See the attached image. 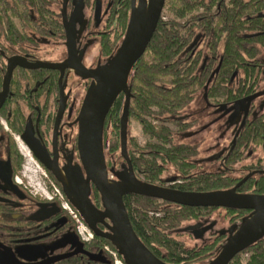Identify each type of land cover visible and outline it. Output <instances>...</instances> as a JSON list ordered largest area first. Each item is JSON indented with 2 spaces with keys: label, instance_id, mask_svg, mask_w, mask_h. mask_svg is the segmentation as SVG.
Instances as JSON below:
<instances>
[{
  "label": "flooded vegetation",
  "instance_id": "flooded-vegetation-1",
  "mask_svg": "<svg viewBox=\"0 0 264 264\" xmlns=\"http://www.w3.org/2000/svg\"><path fill=\"white\" fill-rule=\"evenodd\" d=\"M16 2L17 0H5V5L0 6V250L11 252L24 264H44L56 257L74 254L80 250L79 248L83 252L100 255L101 260L92 261L85 254L77 253L51 264H64L73 259L79 264L111 261L103 252L104 247L99 250V240L94 242L93 237L91 242H85L81 238L75 221L61 209L57 200L42 199L32 194L19 176L24 165L23 152H26L59 184L26 145L23 135L29 126L32 128L34 138L39 141L50 159L52 160L54 154H57L58 167L61 171H64L68 165H71L75 171L82 170L77 145V118L91 81L80 79L69 68L53 69L35 66L41 63L61 65L68 60L67 30L70 29H74L75 32L76 56L82 52V64L87 69L104 65L102 64L103 36L113 30L114 17L125 8L126 0H43V8L39 4L35 7L15 4ZM261 17V25H263L264 11ZM259 35L264 36V31L257 34L248 33L244 38L250 40ZM198 45L202 47V43ZM96 47L99 53L97 51L91 63H88L89 56ZM249 47L250 43H247L244 49L249 51ZM256 51L252 59L249 52L243 54L246 70L255 72L252 79L247 78V81L252 83L251 86L248 83L243 85L244 90L240 94L230 88V95L225 100L207 98L202 94L203 101L200 109L195 112L196 117L180 116V120L184 123L193 121L194 126L201 124L204 117L207 118L209 121L201 126L200 130L192 132V136L206 132L215 125L219 130L215 138L216 146H219L218 141L225 139L231 131L228 147H222L207 161L218 162L217 171H209L205 166L198 165V162H194V165H197L200 171L211 174L223 173L236 181L232 187L222 190L234 188L250 175L236 192L263 195L242 193L240 189L253 178H255L253 180L255 186L262 185L264 178L262 159L243 165L237 170H235L237 165L232 168L231 165L226 164L237 144L240 132L248 124L264 118V38L256 45ZM204 53L203 57L206 56V50ZM15 58L19 59V63L13 67L11 75L8 76L9 61ZM212 75L214 74H211L209 80ZM73 80L85 90L83 96H78L73 90ZM256 94L261 95L249 102L248 98ZM62 104V115L56 125ZM175 129L178 133L177 137L188 138L189 133H186L188 129L185 131L181 130L182 128ZM258 150L264 151V147L248 150L246 146L241 162L251 158V154ZM234 172L241 175L234 177L232 176ZM139 180L150 183L147 179ZM162 181L163 187L168 188L174 183H180L172 182V178L167 180L163 178ZM214 209L222 210L226 217L230 212L244 211ZM246 212L249 217L251 211ZM233 217L231 215L229 220L231 221ZM240 225L241 223L238 222L231 223L226 232L220 233L213 232L211 226L197 222L194 226L188 227L187 232L205 244L207 236L208 241L213 238L214 242L217 236L224 237L226 241L230 235L229 231L231 229L235 231ZM189 228L194 229L190 231ZM201 230L205 231L200 234Z\"/></svg>",
  "mask_w": 264,
  "mask_h": 264
},
{
  "label": "trees",
  "instance_id": "trees-1",
  "mask_svg": "<svg viewBox=\"0 0 264 264\" xmlns=\"http://www.w3.org/2000/svg\"><path fill=\"white\" fill-rule=\"evenodd\" d=\"M18 3L44 6L43 0H17L15 4ZM3 5L5 0H0V6ZM164 7L172 17L160 18L144 55L135 63L128 80L129 122L140 124L143 134L155 142L140 149L134 139L127 140L132 169L138 179L162 186V176L173 169L172 182L180 183H174L171 188L183 192L228 189L236 181L225 174L196 171L192 159L198 155L197 148L181 143L177 131L170 126L183 131L193 126V121L184 123L180 116L198 94L225 100L230 88L240 94L243 85L251 86L247 78L252 79L255 72L246 70L243 54L249 52L252 59L257 52L256 45L264 36L246 40L244 35L264 31V24L261 25L264 0H166ZM129 14L130 0H126L125 8L114 17L113 30L103 36L104 55L108 60L115 54L126 31ZM200 43L203 48L199 47ZM247 43H250L249 51L244 49ZM123 104L124 97L120 96L105 121L103 149L109 154L120 151L119 120ZM246 146L248 150L264 147V118L248 124L240 132L226 164L234 168L241 162ZM105 160L108 170L121 171L124 163L121 154ZM253 180L255 178L241 186V192L264 195V178L259 186H255ZM57 186L61 189L59 184ZM90 198L101 208L100 196L94 188ZM123 202L137 237L155 257L167 264H204L219 253L225 241L224 237L217 236L214 242L186 248L175 237L184 222L198 221L214 208H189L132 195L125 196ZM150 211L164 214L160 223L147 217ZM247 214L246 211L230 212L229 215L234 216L230 222L242 223ZM93 237L94 242L99 240L100 251L105 245L115 249L108 241ZM245 255L248 258L244 262ZM64 264L79 263L73 259ZM95 264L113 263L107 260ZM230 264H264V238L236 255Z\"/></svg>",
  "mask_w": 264,
  "mask_h": 264
},
{
  "label": "water",
  "instance_id": "water-1",
  "mask_svg": "<svg viewBox=\"0 0 264 264\" xmlns=\"http://www.w3.org/2000/svg\"><path fill=\"white\" fill-rule=\"evenodd\" d=\"M165 2L166 0H131L130 15L123 39L115 54L102 66L87 69L82 64V52L76 56L75 32L70 28L67 30L68 60L61 65L41 63L35 66L53 69L69 68L80 79L91 81L77 118V145L82 170L75 171L71 165H68L64 171H61L58 167L57 154H54L52 160L50 159L39 141L34 138L30 126L25 131L23 139L34 156L61 185L65 199L79 214L84 225L93 236L108 241L121 257L123 264H167L155 257L133 231L123 202L125 196H140L189 208L251 211L249 217L245 218L235 231H229L230 235L219 253L206 263L230 264L236 255L264 238V195L236 192L250 175L229 190L183 192L140 181L134 174L127 154L131 102L128 80L135 63L144 55L152 39ZM18 63V58L9 61L8 76ZM259 95L261 94L249 97L248 101ZM120 96L124 97L119 120L120 154L124 163L121 171L115 172L108 170L106 166L103 131L107 115ZM62 111L63 104L60 106L56 125L59 123ZM92 187L100 196L101 208H97L91 201ZM193 229L189 228L190 231ZM204 231L201 230L200 234ZM79 249L74 254L56 257L44 264L59 262L77 253L85 254L92 261L101 260L100 255ZM0 264L24 263L19 262L11 252L0 250Z\"/></svg>",
  "mask_w": 264,
  "mask_h": 264
},
{
  "label": "rangeland",
  "instance_id": "rangeland-1",
  "mask_svg": "<svg viewBox=\"0 0 264 264\" xmlns=\"http://www.w3.org/2000/svg\"><path fill=\"white\" fill-rule=\"evenodd\" d=\"M161 17H166V19H170L172 17L168 8L164 7ZM124 34L122 35L120 42L118 43V46L120 45ZM98 50L99 49L97 47L93 50V53H91V55L89 56L88 63H91L92 59L97 54ZM98 53H99V51H98ZM105 63H107V56L103 55L102 64H105ZM72 83H73V90L75 91V93L78 94V96H83L85 90H83L81 86L77 85L79 83L76 80H73ZM202 101H203L202 100V94H198L197 99L190 105V107H188L187 109L182 111L181 116L192 115V116L196 117L195 112L200 109ZM207 121H209V120L204 117L202 119L201 124H195L193 127L189 128L186 131V133H189V136L186 135V137L188 136V138L183 139V138L178 137V140L183 142V143L194 145L195 147L197 146L199 153L194 159H192L193 163L198 162L197 163L198 165H200L202 167L205 166L206 168L209 169V171H214V170L217 171L218 167H219V163L216 161H214V162H207V161H208V159L215 156V154H217V152H219L222 147H226V148L228 147L229 142H230V138H231V134H230L231 131L228 132L225 139L218 141L219 146H216L217 142L215 139L218 135L219 130L217 129V126H215V125L213 127H211L206 132H200L199 134L192 136V132L200 130V127L203 126L204 124H206ZM170 128L172 130H176L175 127L170 126ZM129 138L134 139L136 145L140 149H143L148 144L152 145L155 143L152 139H150L148 136L143 134L140 124L134 122L133 120H131L129 122V126H128V139ZM106 151H104L105 152V159H109L110 157H113V156L117 157L120 155V151H118L116 153H112V154H109L108 151L107 152ZM23 153H24V155H23L24 165L21 168L19 179L24 183L25 186L28 187V190H30L32 194H34L38 197H41L42 199H46L47 196L54 197V194L57 193L56 190L61 191L60 188L57 186L56 182L53 180L52 177H50L48 175L47 172L42 170V168L40 166H38V164L35 163V160L31 156L27 155L26 152H23ZM257 159H262V163L264 165V151H261V150L254 151V153L251 154V158H249L248 160H246L244 162H240L239 164H237V166L235 167V170L239 169L243 165L251 164L254 161H256ZM196 167H197L196 171L200 170V168H198L197 165H196ZM174 174H175V171L173 169H170L165 175L162 176V179L163 178L166 180L171 179ZM240 175H241V173L234 172V174L232 176L237 177ZM141 179L144 180L143 178H141ZM55 200H57L59 202L60 201L59 196L55 197ZM155 214H159V216L155 217ZM146 215L149 218L157 219L158 223L161 222L160 219H162L164 216V214L161 212L156 213L153 211L147 212ZM230 216L231 215H228L226 217L225 212H223L222 210H212L209 213H207L205 216L201 217L199 219V221L184 222L182 224L181 228L178 230L175 237H176L177 241L179 243L183 244L184 247H186V248H193L196 246L197 247L202 246L204 243L197 240V238H195L191 233H188L187 228L194 226L198 222V223H202L206 226L207 225L211 226V229L213 230V232L224 233L227 231V229L229 228V226L231 224V222L229 220ZM76 226H77V224H76ZM85 231H87L88 234L90 232H88V230H84V228L82 229L84 236L88 237L87 233ZM92 239L89 242H91ZM206 239H207V241H206L207 243L212 242V240H213V238H212V239H210L211 241H208L209 240L208 236L206 237ZM105 246H108V245H105ZM105 246H103V247H105ZM108 247L110 249H113L110 246H108ZM107 256H108V258H110V260H113L111 258V256H109L108 254H107ZM247 258H248L247 255L242 257L244 262L247 260ZM207 262H209V261L204 262V264H206Z\"/></svg>",
  "mask_w": 264,
  "mask_h": 264
},
{
  "label": "built area",
  "instance_id": "built-area-1",
  "mask_svg": "<svg viewBox=\"0 0 264 264\" xmlns=\"http://www.w3.org/2000/svg\"><path fill=\"white\" fill-rule=\"evenodd\" d=\"M56 191H57V193L54 194V197L47 196L46 199L52 200V199H55V197L59 196V200H60L59 203H60L61 209L64 210L65 212H67L68 215L75 221V223L77 224V231H78L79 235L81 236V238L85 242H89L93 238V234L84 225V223L82 222L79 214L73 209V207L65 199L62 191H59V190H56ZM158 216H159V214H155V217H158ZM83 228H84V230H88V232H90L88 234L87 231H85L87 233L88 237L84 236V233L82 232ZM103 252L106 255L108 254L109 256H111V258L113 259V260H111V262L113 264H123V261H122L121 257L118 255V253H117V251L115 249H110L108 246H105L103 248Z\"/></svg>",
  "mask_w": 264,
  "mask_h": 264
}]
</instances>
